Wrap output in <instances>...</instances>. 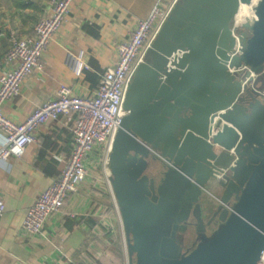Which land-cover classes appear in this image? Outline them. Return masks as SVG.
<instances>
[{"label":"water","instance_id":"obj_1","mask_svg":"<svg viewBox=\"0 0 264 264\" xmlns=\"http://www.w3.org/2000/svg\"><path fill=\"white\" fill-rule=\"evenodd\" d=\"M251 1L178 0L135 73L110 155L128 264L260 261L264 0L243 24L241 55L233 29ZM242 63L248 79L231 71ZM151 158L164 165L159 182L146 173Z\"/></svg>","mask_w":264,"mask_h":264},{"label":"crops","instance_id":"obj_2","mask_svg":"<svg viewBox=\"0 0 264 264\" xmlns=\"http://www.w3.org/2000/svg\"><path fill=\"white\" fill-rule=\"evenodd\" d=\"M159 1L164 5L171 0H75L43 54L44 69L34 71L20 94L4 104L6 116L24 122L37 107L58 96L61 84L78 95H94L102 74L117 59L119 43ZM52 6V0H0V69L5 67L11 34L33 35L36 23ZM79 62L83 67L77 74ZM72 124L73 116L43 124L37 141L22 156L0 160V196L6 205L0 216V264H104L103 255L116 264L123 258L128 261L125 231L103 169L90 164L98 159L96 151L86 162L87 177L61 212L47 220L39 235L22 229L27 209L70 158ZM4 140L0 130V147Z\"/></svg>","mask_w":264,"mask_h":264},{"label":"built area","instance_id":"obj_3","mask_svg":"<svg viewBox=\"0 0 264 264\" xmlns=\"http://www.w3.org/2000/svg\"><path fill=\"white\" fill-rule=\"evenodd\" d=\"M74 1L52 0L51 12L36 23L33 35L21 37L11 34L10 49L4 58L5 67L0 69V130L5 136L0 147V160L22 156L26 147L37 141L36 132L43 124L61 116H73L71 131L74 145L70 158L60 176L26 211L22 229L32 236L39 235L47 220L61 212L70 194L78 191L88 175L86 162L94 151L98 152V159L90 164L100 165L103 169L123 226L111 183L110 155L122 121L129 113L124 106L127 91L139 65L144 61L178 0H171L164 5L161 1L157 2L148 16L137 22L129 36L119 43L117 59L102 74L94 95H78L69 85L61 84L58 96L37 107L27 120L21 123L11 120L4 112V104L20 94L23 83L34 71L44 69L43 54L62 29ZM259 2L260 0H252L239 9L233 28L236 38L234 54H242L243 47L239 39L243 24L257 19L256 7ZM176 54L181 53H174ZM82 67L83 63L79 62L77 74H80ZM231 71L249 78V66L245 63L231 68ZM227 208L232 210V205H227ZM5 209V201L0 196V216ZM258 264H264V251Z\"/></svg>","mask_w":264,"mask_h":264},{"label":"rangeland","instance_id":"obj_4","mask_svg":"<svg viewBox=\"0 0 264 264\" xmlns=\"http://www.w3.org/2000/svg\"><path fill=\"white\" fill-rule=\"evenodd\" d=\"M165 170L163 163L161 162L160 159H150V163H149V167L146 171V173L151 176L154 177L156 179L157 182L160 181V179L162 178V172ZM209 191L211 193V195L215 196V197H219L220 196V192L219 189H217V187L215 185H211V187H209ZM120 225V223H119ZM122 227V225H120ZM121 229V228H120ZM195 237V234L191 231L189 238H188V246L191 244V242L193 241ZM125 246V250H126V254H127V244L125 242L124 244ZM102 259V258H101ZM103 263H107V264H116L115 261H111L109 260L107 257L105 258L103 255ZM122 264H128V261L125 262V259L123 258L121 261ZM120 263V264H121Z\"/></svg>","mask_w":264,"mask_h":264},{"label":"flooded vegetation","instance_id":"obj_5","mask_svg":"<svg viewBox=\"0 0 264 264\" xmlns=\"http://www.w3.org/2000/svg\"><path fill=\"white\" fill-rule=\"evenodd\" d=\"M150 177H151V176H150ZM212 230H213V228L211 227L210 230H209V232H212ZM194 241H195V237H194V239H193V241L191 242L190 245H192V243H193ZM190 245H189V246H190Z\"/></svg>","mask_w":264,"mask_h":264}]
</instances>
